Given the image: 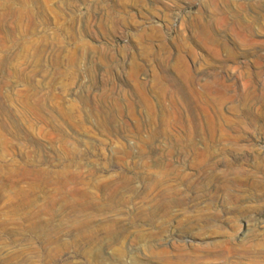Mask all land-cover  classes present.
I'll list each match as a JSON object with an SVG mask.
<instances>
[{"label":"rangeland","instance_id":"obj_1","mask_svg":"<svg viewBox=\"0 0 264 264\" xmlns=\"http://www.w3.org/2000/svg\"><path fill=\"white\" fill-rule=\"evenodd\" d=\"M0 264H264V0H0Z\"/></svg>","mask_w":264,"mask_h":264}]
</instances>
